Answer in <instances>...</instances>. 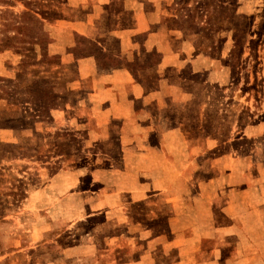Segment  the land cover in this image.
I'll list each match as a JSON object with an SVG mask.
<instances>
[{
  "label": "crops",
  "instance_id": "obj_1",
  "mask_svg": "<svg viewBox=\"0 0 264 264\" xmlns=\"http://www.w3.org/2000/svg\"><path fill=\"white\" fill-rule=\"evenodd\" d=\"M84 1L96 2L94 17L72 10L69 28L63 21L48 25L47 51L59 56L64 70H73L69 90L83 94L59 112L73 110L79 122L82 117L90 142L119 146L110 169L96 176H114L115 193L129 194L128 210L155 205L125 216L128 225L144 230V236L130 237L143 242L144 264H264V127L240 123V114H247L246 88L237 89L245 104L226 110L236 113L232 138L220 140L209 121L192 120L189 134L184 126L200 87L211 88L217 63L240 66L245 59L231 58L230 36L210 55L199 52L195 35L176 23L179 14L166 0ZM73 34L85 40L78 55L68 39ZM0 57V77L8 79ZM51 111L54 118L57 111ZM16 123L0 126L3 145L18 142L24 132ZM149 214L164 228L140 227Z\"/></svg>",
  "mask_w": 264,
  "mask_h": 264
},
{
  "label": "rangeland",
  "instance_id": "obj_2",
  "mask_svg": "<svg viewBox=\"0 0 264 264\" xmlns=\"http://www.w3.org/2000/svg\"><path fill=\"white\" fill-rule=\"evenodd\" d=\"M166 1L178 14L189 15L192 10L190 0ZM242 1L252 14L251 31L244 42L245 59L240 66L232 61L217 63L211 88L200 87L197 103L184 118L188 134L192 120L209 121L216 125L220 140L232 138L236 113L226 110L239 102L245 104L237 90L245 88L247 114H240V123L256 122L264 127V0ZM95 5V1L84 0H0V54L10 74L8 79L0 77V126L13 127L15 122L24 126L18 142H0V264H144L143 242L130 238L144 236V230L128 225L125 216L128 212L137 216L147 205L128 210L129 194L115 193L114 176H96L110 169L119 146L90 142L82 117L79 122L73 110L59 112L74 106L83 94L69 90L73 70H64L59 56L47 51L52 41L49 24L63 21L69 28L72 10L94 17V10H99ZM22 13L37 15L40 20L35 46L16 34L15 29L23 27L28 36L36 32L35 24L22 18ZM40 14L49 19L55 15V20L43 19ZM94 24V30H99V22ZM228 36L232 43L231 34ZM68 39L76 44L72 51L78 55L85 40L74 34ZM7 44L9 49L1 50ZM208 90L210 107L206 104ZM192 108L197 114L190 113ZM52 109L57 111L54 118ZM236 142L221 145L216 152L221 154ZM20 193L25 196L22 200ZM153 206L150 203L147 208ZM145 220L150 224L140 227L154 232L164 228L153 224L157 220L153 214Z\"/></svg>",
  "mask_w": 264,
  "mask_h": 264
},
{
  "label": "trees",
  "instance_id": "obj_3",
  "mask_svg": "<svg viewBox=\"0 0 264 264\" xmlns=\"http://www.w3.org/2000/svg\"><path fill=\"white\" fill-rule=\"evenodd\" d=\"M197 2V5L193 6L191 8L192 10L189 11V15L186 13L179 14L176 23H179L181 27L187 28L193 35H195L199 52L210 55L216 54L219 51L222 42H224L228 38V35L231 34L233 45L230 51V56L237 62L244 53V42H246V38L251 31L250 21L252 14L244 8V1L200 0ZM29 15L30 16H28L27 13H22L21 17L26 18L31 23L35 24V34L28 36L25 27L17 28L15 31L16 34L27 37L32 46H35L37 45L39 37L37 25L40 23V20L37 18V15ZM40 16L48 21L55 20V15L53 16L54 19H49L43 14H40ZM10 39L6 38V40ZM8 47L10 46L7 44L1 50H8ZM0 147H2V144H0ZM20 184L24 183L21 182ZM20 195V199L22 200L25 196L22 193H20Z\"/></svg>",
  "mask_w": 264,
  "mask_h": 264
}]
</instances>
